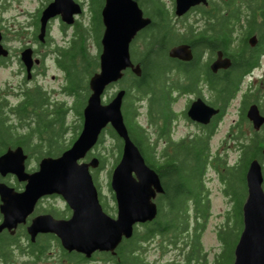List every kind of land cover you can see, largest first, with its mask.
Returning <instances> with one entry per match:
<instances>
[{"label":"trees","instance_id":"obj_1","mask_svg":"<svg viewBox=\"0 0 264 264\" xmlns=\"http://www.w3.org/2000/svg\"><path fill=\"white\" fill-rule=\"evenodd\" d=\"M93 1L99 3V9H96L93 20L96 28L94 44L97 53L91 54L89 52L87 41H85L86 29L81 27V29H77L68 45L59 48L57 55V63L64 70L66 79L63 91L66 94L73 95L76 104L79 102L80 92L85 90L87 95L89 94V78L98 69L99 65V41L102 31L100 10L103 0ZM138 1L142 7H144L145 2L148 6L153 7V10L150 9L153 21L144 30V32L149 30L150 33L140 38V41L143 40V45L140 51L137 50V58H132L134 62L141 65V75L136 76L129 72L125 73L122 78L124 79L123 87H125L122 114L130 138L138 147L146 164L158 173L164 193L159 199H156L158 206L156 217L152 221L142 224L143 229L141 232L136 227L133 236L118 245L119 262L120 264H140L142 259H139L135 254L141 240L147 241L156 235L164 237L173 234L170 240L172 242V239L176 238L174 234H180L188 226L187 213L189 212V202H191L195 224L191 235V244L187 242L189 251L182 264H205V256L200 254L202 245L199 236L209 215L210 202L205 195L206 191L205 194L203 192V176L210 166L217 169L216 165L222 164L225 172L220 174V179L226 183L225 194L230 197V200L239 198L238 185H242L245 190L241 199L242 204L243 198L246 196L245 173L249 162L253 158L264 161V155L261 153L264 146V133L252 132L247 142H242L240 139V147H238L240 154L235 164L230 165L225 160L210 156L209 138L215 132L216 125L230 101L238 92L239 81L242 79L243 73L251 67V64L246 67L243 66V68L235 66L228 69L227 72H223L220 76H214L207 71V63L202 62L201 53L204 48L209 49L210 53H214L216 48H220L225 53L230 54L231 57H235L236 65L245 64L247 58L239 61L238 53L235 55V50L230 49V45L235 34L242 33L243 36H248L256 31L259 32V35L264 34V0H211V7H198L197 12L203 17V25L197 28L193 24L187 25L184 32H180L170 22V12L164 8L165 6L160 0ZM218 4H225L226 8L224 10L226 11L220 10L223 6L218 9ZM257 10H259L262 17L260 22L256 21ZM181 41L189 43L192 48L193 58L190 61H180L167 56L168 47ZM204 65L206 67H203ZM203 82H207L210 89L215 90V102L219 103L220 108L219 115L213 119L211 125L202 127V134L185 137L176 142L171 141V123L176 118L173 104L177 100L173 91H178L177 93L181 94L194 93L201 95L200 86ZM133 91L136 92V95L132 94ZM136 100L146 101L148 127L150 124L160 122L156 125L158 128L157 135L167 141L166 147L160 150L161 153H157L159 150L157 139L138 118L139 111L135 105ZM41 103L40 99L33 93H30L26 102L29 107L33 106L34 109L39 107ZM85 103L86 98L83 101V107ZM211 103L214 104L213 101ZM26 106L20 108L17 114L18 124L21 127H23V124L29 125L27 119L23 118L29 115H27ZM67 108L61 102L54 110L53 116L46 117V114H43L41 122L36 119L35 126L22 133L18 131L17 125L7 124L0 114V143H2V149H5L9 144H20L27 150L37 151L38 155H35L37 160L40 154L46 156L60 154L71 145L78 134L77 132L72 137L74 135L72 132L65 144L64 137L68 127L64 123V114ZM42 112L44 113V110ZM244 112L245 108L242 109L240 114L242 118H244ZM78 115L81 116L80 121H82V113L78 112ZM242 118L238 121L241 125L244 120ZM24 120L26 123H24ZM230 128V135L232 136L233 127ZM106 130L116 140L115 153H113L114 162L112 164L114 166L120 158L122 140L113 129L106 128L101 133L95 148L105 140L103 134ZM238 131L236 138L241 135L244 136L240 126ZM35 133L37 139L32 138ZM94 155L100 159V168L103 167L105 157L98 153ZM218 171L220 170L218 169ZM202 192L203 196L201 195ZM161 198L164 199L162 202ZM190 199L192 201H189ZM218 238H221L220 232H218ZM49 242L50 238L45 237V243ZM44 254L43 260L47 261L46 251H44ZM200 260H202L201 263ZM231 260L232 258L229 257L228 263ZM170 264L180 263L173 262Z\"/></svg>","mask_w":264,"mask_h":264},{"label":"water","instance_id":"obj_2","mask_svg":"<svg viewBox=\"0 0 264 264\" xmlns=\"http://www.w3.org/2000/svg\"><path fill=\"white\" fill-rule=\"evenodd\" d=\"M199 4L207 5L208 1L175 0L174 13L182 16ZM81 10L80 4L75 0H52L42 10L39 39H44L49 18L58 15L64 23L72 24L74 15ZM101 20L104 30L100 40L99 68L88 81L89 94L82 109V124L77 137L59 155L41 158L38 170L31 174L24 171L26 155L20 146L0 155L1 174L10 172L19 179L27 180L26 189L19 194H10V189L0 184L3 200L1 210L7 216H17H13L15 219L5 218L0 224V230L4 227H16L27 215V210L12 209L9 205L23 203L29 195L35 199L38 193L61 194L73 209L71 217L65 220L41 215L30 224V234L33 237L36 232L53 233L66 250H77L86 256L94 251L115 254L122 240L134 234V226L150 222L156 217L158 206L154 199L157 193L164 191L158 173L146 164L129 136L122 114L125 89L120 88L109 101H102L106 87L122 79L126 70L129 69L136 76L141 75V65L132 61L129 45L136 33L148 25L151 19L143 16L136 0H105ZM0 54H7L1 44ZM168 55L182 61L193 58L192 50L186 43L173 45ZM21 60L29 72L32 64L30 49L22 52ZM229 64V60L222 58L219 52L218 57L210 64V69L215 72ZM218 112V108L196 97L189 104L186 114L196 123L207 124ZM246 116L253 129L259 130L264 124V116L255 103L248 106ZM107 125L122 140L120 158L110 176V186L117 203L115 217L102 211L89 171L90 167L98 166L99 159L93 156L88 161L83 160ZM261 153L264 155V146ZM263 180L262 165L258 158H253L245 173L246 197L242 204V229L234 247L231 264H264Z\"/></svg>","mask_w":264,"mask_h":264},{"label":"rangeland","instance_id":"obj_3","mask_svg":"<svg viewBox=\"0 0 264 264\" xmlns=\"http://www.w3.org/2000/svg\"><path fill=\"white\" fill-rule=\"evenodd\" d=\"M86 1L83 9V16L80 14L77 18L76 23L74 24V29H72L73 26H66L65 32H60V28L58 25V21H54L53 23V29H52V35L55 38L56 44L61 46H66L69 42V40L72 37V31L77 29L84 28L86 29V38L85 41H87L89 52L91 54H94L97 52V48L94 44L96 31H95V25L93 24V20L95 17L96 9H99V3L95 2L93 0H83ZM165 7L170 12V22L176 26L177 29H179L180 32H184V28L187 25L193 24L196 28L200 25H203L201 20L203 17L198 14V12H192L190 13L186 18H181L179 21H177L173 9H171L173 5V0H160ZM215 1V0H213ZM47 0H19V2H13V8L20 7L21 9H24L28 15H22L19 16V20H22L23 18H27L29 15H32L35 13L37 9H39L43 4H46ZM146 4V2L144 3ZM142 7V6H141ZM164 7V8H165ZM246 7V6H245ZM143 12L147 15L150 14V9L153 10V7L144 6L142 7ZM18 10L12 9V11H9L7 15L16 13ZM248 12V11H247ZM203 20V19H202ZM187 28V27H186ZM149 31V30H148ZM148 31H145L144 33H141L138 35V38H142L144 35L150 33ZM74 33V32H73ZM134 42V41H133ZM131 43L130 46V52H131V59H135L138 56V51L141 50L143 45V40L140 39L136 40V42ZM136 43V45H135ZM138 50V51H137ZM202 60V59H201ZM203 61V60H202ZM262 65H264V56L262 57ZM204 67V66H203ZM264 71V70H263ZM204 73V72H203ZM254 73H262V70H256ZM15 74V67L14 65H9L0 69V87L6 88L7 85H5L7 82L10 83H18L19 75ZM253 75V74H252ZM252 75H246L245 77L242 76L243 80L240 84V89L236 93L235 97L232 98L230 101V104L226 108L223 116L218 121L215 132L210 136L209 138V152L210 156H214L217 158H220L222 160H225L227 164H235L238 161V157L240 154V150L238 147H240V139L242 142L248 140V137L252 134V132H256L257 130L252 128V126L249 124V122L245 124H239V114H240V105H241V97L244 93L248 91V84L253 80L255 77ZM264 79V76H263ZM124 79H122L117 85H112L108 87V89L104 92L102 96V101L107 102L113 93L124 85ZM65 74L64 70L59 67L58 63L55 62L53 65L50 60L46 61L45 63V72L44 75L38 76L36 79L37 86L40 88V90L44 91L45 98L44 102H42L43 94L37 93L36 97L40 99L42 102L39 107L35 109V112L31 107L27 108V115L23 117L24 119H27L26 121L29 123V125H24L21 127V125L18 124V119L16 114H11L8 116V118L5 120L7 124H14L17 125L18 131L20 133L26 132L29 128L35 126V120L38 119L41 122V118L43 114H46V117H51L54 115L53 110H55L57 107L56 105H60L61 102H63V105L68 107L65 114H64V123L68 127L67 131L65 133V144L66 140L69 139L70 135H72V132L74 137L77 132L80 130L81 127V116L78 115V112H82L83 109V101L86 98L87 99V91L83 90L80 92L79 95V102L74 103L75 97L73 95L66 94V92L63 91V86L65 85ZM9 86V85H8ZM201 87V86H200ZM0 88V89H1ZM201 90V88H200ZM11 91V90H9ZM178 91H173L174 96L177 97L176 102L173 104L174 112L176 113V118L174 119L175 122L173 123V130L170 134V137L173 140H178L181 137H186L190 135H196V134H202L203 129L197 127L194 123L190 122L188 118L185 115V110L187 108V104L196 97V94H181L177 93ZM201 93V92H200ZM133 95H136V92L133 91ZM205 99H207L209 102L213 100V98L210 96L208 92L202 93ZM7 100L12 106L14 107L18 102L19 98L16 97L15 92H10V94L7 95ZM258 105L260 108V113L264 115V84H263V90L258 93ZM146 102V101H145ZM141 102L139 100L135 101V105L137 106V109L139 111L138 118L140 122L147 126V109H146V103ZM74 103V106H73ZM242 107L244 108V105L242 104ZM44 110V113L42 112ZM77 113V114H76ZM39 114V115H37ZM41 114V115H40ZM24 123L25 120H24ZM80 124V126H79ZM149 124V122H148ZM151 125V124H150ZM154 126V124H152ZM172 125V124H171ZM240 126V130L244 134V136L238 135V127ZM233 127L232 136L230 135V130ZM149 131H153V127H148ZM258 132L264 133V128L261 126L260 130ZM76 133V134H75ZM153 134V133H152ZM154 135V134H153ZM104 141L103 143L99 144L96 148L94 147L91 150V153L88 154V156L85 158V160H89L95 153H98L100 155H103L105 157V164L103 167L99 168L97 172L98 182L103 190L104 193H108L107 191V179L110 177L111 170L113 168V153H115V143L116 140L113 139L108 133L107 130L103 134ZM234 136V138H233ZM32 138L37 139V134H33ZM35 143V141H33ZM165 144L164 141L159 143L158 149L160 147H163ZM31 157H30V166L33 164H37V159L35 158V155H38L37 151L30 150ZM58 155V154H56ZM53 155V156H56ZM46 156V155H43ZM50 156V155H49ZM41 158V157H40ZM263 167L264 171V161H260ZM217 169L213 166H210L206 173L203 176V183L204 188L203 192L205 194V191L209 192V194L206 193V196L210 202L209 205V215L205 221V225L203 229L200 232L199 241L202 245V251H200V254L205 256V264H230L233 260V251L234 247L237 243L239 234L242 229V204L245 200V197L243 198L242 204L241 199L242 195H244V189L242 185H238V193L239 198H235L234 200L230 198H227L224 194V183L220 179V174L224 173L225 169L222 164H217ZM218 169L220 171H218ZM219 176V178L217 177ZM263 189H264V184ZM203 192L201 195L203 196ZM227 195V194H226ZM228 196V195H227ZM160 198V197H159ZM158 198V199H159ZM161 202L164 199H160ZM160 200H158L160 202ZM189 201H192L190 199ZM189 212L187 213L188 216V226L185 230L181 231V233L176 235V238L172 239V242H170L171 238L173 237V234H169L168 236L161 237L160 235H156L152 237L148 242L143 243L141 248L139 249L140 254L143 258H145L146 262L152 261L157 262L158 264H164V263H173V262H179L182 264L185 261V256L187 252L189 251V246L187 242L191 244V235L193 233V227L195 224V215L193 206L191 205V202H189ZM138 231H142V226H139ZM218 232H220L221 238H218ZM180 235V236H179ZM142 243V242H141ZM188 246V247H187ZM54 253V252H52ZM139 254V252H138ZM46 255H51V252H46ZM221 255V256H219ZM11 261L17 260L20 261L22 258V254L20 252L13 253V256L10 255ZM229 257L232 258L231 262L228 263ZM101 258V257H100ZM97 259L92 264H103L105 263L101 259ZM142 261V260H141ZM202 260H200V263Z\"/></svg>","mask_w":264,"mask_h":264},{"label":"flooded vegetation","instance_id":"obj_4","mask_svg":"<svg viewBox=\"0 0 264 264\" xmlns=\"http://www.w3.org/2000/svg\"><path fill=\"white\" fill-rule=\"evenodd\" d=\"M16 1L19 2V0H0V44L7 52L6 55L0 54V69L1 68L4 69V67L12 64L15 67L14 75H19V78H20L18 80V83L7 82L5 84L7 85L6 88L0 87L1 88L0 89V114L2 115L4 120H6L8 116L11 114L17 115L18 110L27 105L26 102H27V98L30 95V93H33V94L42 93L43 94L42 102H44L45 93L44 91L40 90V88L37 86L36 79L38 76L44 75L46 61L50 60V62L53 65L55 64L56 57L59 53V48L61 47V45L56 44L55 38L51 33L53 29V23L54 21H58V25H59L61 33L62 32L66 33L65 28H67L61 22L60 16H55L53 18H50L47 22L44 39L40 40L38 35L40 32L41 13H42V10L52 0H47V3L43 4L39 9H37L34 14L29 15L27 18H23L22 20L18 19L19 16L28 15V14L24 9H21L20 7H17V6L15 7L18 10L16 13L7 15L9 11H12V9H15L13 8L12 4L13 2H16ZM76 1L81 5L82 11L80 14L83 16V12H84L83 9L85 8L84 4L86 1H83V0H76ZM136 1L138 2L139 7L142 9L140 2L138 0ZM104 3H105V0H103L102 7L104 6ZM144 6L149 7L147 3L144 4ZM200 6H204V4H199V5H196L190 8L186 14L182 15L181 17L176 18L177 21H179L181 18L183 19L186 18L192 12L198 11V7ZM221 6H223V8H221L220 10L226 11L224 10L226 8V5L218 4V9ZM205 7L207 8L211 7V0H208V5ZM165 9L167 8L165 7ZM171 9H173V13H174V10H175L174 0H173V5ZM80 14L75 16V21L71 25L73 26L72 29H74V24L76 23L77 18ZM100 16H101V10H100ZM143 16L149 17L151 21H153V18L151 15H147L143 12ZM261 20H262L261 14H259V10H257L256 21L260 22ZM199 21H202V19ZM101 23H102V20H101ZM148 25H146L145 27H143L136 33V35L130 42L129 51L131 50L130 49L131 43L133 41L136 42V40L140 39V38L137 39L138 35L143 33L144 30L147 29ZM103 30H104V26L102 23L101 36H102ZM236 32H238V30H236ZM258 33L259 32L256 31L255 33H252L248 36H243L242 33L239 35H236V34L233 35V41L231 42L230 49H232L233 51L235 50V55L238 53L237 56L239 57V61H243L244 58H247L245 64L241 63V64L236 65L237 61L235 57L234 56L231 57L230 54L225 53L220 48H216L214 53H210L209 49L204 48L203 52L201 53V59L203 60L202 62L207 63V71L213 74L214 76L215 75L220 76L223 72H227L228 69L235 67V66L237 68H240V67L243 68V66L246 67L248 66V64H251V67H249L248 70L245 73H243L242 76L245 77L246 75L253 74L252 76L255 75V77L248 84L247 86L248 91L244 93L241 97L240 114L242 113V109H243L242 104H243L245 108L244 118H242V116L239 114V120L242 118L244 119L243 124L249 122L251 126H252V123L247 118L246 111L249 105L253 103L257 105L259 104L258 103L259 101L258 93L263 90V84H264V79H263L264 65H262V57L264 56V34L262 33V35H259ZM74 34H75V30L72 31L71 39L74 37ZM101 36H100V40H101ZM71 39L69 40V42L71 41ZM180 43H186L190 46L189 43L183 42V41L178 42L176 44H180ZM176 44H173V45H176ZM173 45H170L168 47L167 56H168L169 49ZM26 49L31 50L32 64L30 66L29 72H28L27 66L21 60L22 52H24V50ZM100 51H101V44H100ZM219 52L221 53L222 58H227L229 60L230 64L226 68H219L215 72H213L210 69V64L218 57ZM130 57H131V52H130ZM204 67L206 66L204 65ZM256 70H262V73H257V76H256V73H254ZM129 72H131L129 69L125 71V73H129ZM243 78L239 81L238 89H240V84ZM117 83H114V84L117 85ZM200 88H201L200 90L201 95H196V96L202 98L204 102L213 106L214 108L219 109V112L215 114L214 116H212V118L210 119V122H208L207 124L196 123L188 119L190 122L194 123L197 127L203 129L202 128L203 126L211 125V123L213 122V119L219 115L220 108L218 105L219 103L217 104V102H215V97H216L215 90H211L207 82H203ZM10 92H15L16 97L19 98V102L14 107L7 100L8 98L7 95L10 94ZM204 92H208L210 94V96L213 98V100L211 101H213L214 104H212L207 99H205V97L202 94ZM26 107L28 108L29 106L27 105ZM31 108L35 112L34 107L31 106ZM53 113H54V110H53ZM174 122L175 120H173L171 123L172 128H173ZM158 123L160 122L158 121L156 124H154V126L152 124L150 126L153 127V131L151 132V134L153 133L154 138L157 139L158 146L160 142L162 141L165 142L163 147H160V149L157 151V153H161L162 151L160 150L166 147L167 141L163 137L161 138L158 137L157 135L158 128L156 127ZM262 127L264 128V124L262 125ZM172 128H171L170 133L173 130ZM194 136L195 135H190L189 137H194ZM182 138H185V137H181L178 140H173L171 138V141L176 142V141L181 140ZM1 145L2 143H0V155L5 153L8 149H15L16 147L20 146L23 150V153L26 155L24 159L25 173L31 174L33 172H36V170H38L39 161L41 158L44 157L43 154H40L41 158L40 157L38 158L36 165L33 164L32 166H30V160H31L30 157L32 156L30 153V150L25 149L20 144H15V145L9 144L6 146L5 149H2ZM99 168L100 166H97L95 168L90 167V170H89L92 175L93 184L96 188L98 202L102 208V211L105 214L111 217H115L117 213V203L115 200L114 192L110 186V177L109 179H107V182H106L107 184L106 188H107L108 193H104L98 182L97 172ZM262 170H263V167H262ZM263 176H264V171H263ZM217 177L219 178L218 175ZM223 183H224V186H226V183L224 181ZM0 184H3L4 186H6V188H9L10 194H19V193L24 192V190L26 189L27 180L19 179L18 176L15 175L14 173H10V172L5 173V174L0 173ZM163 193L164 191L162 193H157L156 199L161 197ZM206 193L209 194L208 191ZM224 194H225V191H224ZM225 196L227 198H230L226 194ZM25 201L23 203H19L18 205L16 204L9 205V208H12V209L22 208L24 210H27V215L24 217L23 222H19L18 224H16V227H12L11 229L8 227H4L0 230V264H92L100 257H101L100 259L105 262L103 264H116V262L117 264H120L118 246L116 248L115 254H112L111 252H108V251H94L90 256H86L85 253L79 252L77 250H71V251L66 250L62 246L59 238L53 233L36 232L35 235L32 237L29 231V228H30L29 226L35 218L41 215H50L55 219H65L66 220L71 217L73 213V209L69 205L68 201H66L65 198L61 194H57V193H50V194H39L38 193L35 199L31 197V195H29L27 196ZM2 204H3V200L1 198V192H0V224L3 222L5 218L15 219L14 217H17L13 214L11 216L5 215L4 212L1 210ZM141 225L142 224H138L134 226V230L136 227H139ZM45 237L50 238L49 243H45ZM128 239H124V240H128ZM124 240H122V242ZM149 240L147 241L141 240L137 246V250H136L137 253L135 255H137L139 259H142V261L140 260V264H158L157 262L152 263V261L146 262L145 258H143L140 254V251H139V249L141 248L140 245H142L145 242H148ZM44 251L51 252V255L47 256L48 257L47 261L43 260L44 255H45ZM15 252H20L23 256L22 258L24 259H21L20 261L13 260L12 262H10L12 260L10 255L13 256V253ZM233 259H234V255H233ZM58 260L59 262H57ZM164 264H170V263L167 262Z\"/></svg>","mask_w":264,"mask_h":264}]
</instances>
